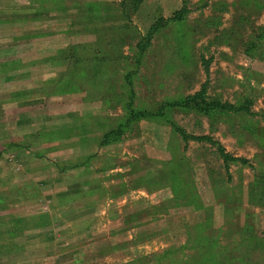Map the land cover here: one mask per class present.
I'll use <instances>...</instances> for the list:
<instances>
[{"label": "rangeland", "instance_id": "1", "mask_svg": "<svg viewBox=\"0 0 264 264\" xmlns=\"http://www.w3.org/2000/svg\"><path fill=\"white\" fill-rule=\"evenodd\" d=\"M66 1V46L77 45L66 82L80 91H42L38 128L21 141L0 120L1 255L14 257L7 243L25 239L38 253L31 264H50L45 225L60 255L61 228L95 220L101 232L88 240L115 243L99 256L118 264H264V0ZM183 5L188 13L174 18ZM17 80L18 101L46 90ZM203 83L204 101L189 99ZM174 126L248 161L227 173L217 145L183 149ZM20 149L36 157V186L17 183L20 154L8 151ZM27 197L32 215L19 222Z\"/></svg>", "mask_w": 264, "mask_h": 264}, {"label": "crops", "instance_id": "2", "mask_svg": "<svg viewBox=\"0 0 264 264\" xmlns=\"http://www.w3.org/2000/svg\"><path fill=\"white\" fill-rule=\"evenodd\" d=\"M57 8L59 16L54 15L56 14L54 10ZM67 14L68 2L66 0H0V120L4 123L2 126L12 133L13 141H21L36 131L39 120L36 108L41 105L38 103L41 100L40 97L43 96L42 91L44 93V89L40 90L38 87L49 90L54 88L63 72L65 65L62 62H56L54 57H58L62 48L68 46L66 44H68L70 21ZM37 54L40 57V63L33 66L31 59ZM20 78H23L26 84H33L32 87L38 88L35 97L18 101L16 91L19 90L21 80L17 79ZM5 80L9 83L12 82L13 85L6 86ZM18 94L20 93L18 92ZM11 95L13 96L11 97ZM13 106L15 111L21 106V112L10 114L8 110ZM29 108L31 111L28 110ZM41 114L44 115V113ZM45 117L43 120L46 121ZM24 149L8 151L10 155L20 154L19 157H14L21 169L17 183L36 186V174L32 172L33 176H31V169L36 171V168H33V165L36 164V157ZM34 198L27 197L24 199L29 201V207H23L24 210L22 211L21 206H19V209L15 210L16 220L21 222L24 218L32 215L31 201L35 200ZM78 212L81 210L76 211V213ZM82 212L84 213V211ZM16 220L12 227L14 224L16 227L19 224ZM94 221L91 220V224H87L83 220L84 223L77 222L71 226H60V228L62 227L60 233L63 234L61 243L64 244L63 247L65 248V253L60 255L49 249L55 246L53 240L47 239V235L53 236V224L50 222L49 226L45 225V229L50 228V230H46L44 236V245L48 250L44 251L45 255L41 257L50 264H118L115 259L107 260L108 257L102 259L99 256L102 249L114 248L115 243L109 241L101 245L100 243L97 244L94 239L88 240L87 234L97 235L101 232L100 227L95 229ZM0 224H3L2 221ZM29 230H31L30 227L25 228L22 232L27 235ZM10 232L13 233V231ZM28 242L29 240L23 239L14 243L13 246L11 243H7L6 247L10 246L8 249L11 250L10 253L14 254V257L7 258L0 253L2 257L0 261L4 262L5 260V264H31L37 261L38 253L36 250L33 251L36 246H31ZM0 244L1 249H4V242H0ZM22 247L24 249L26 247L29 251L21 250ZM88 249L92 252H89ZM65 255L67 258L63 260ZM47 259L49 260L47 261ZM122 262L119 264H130L131 259H125Z\"/></svg>", "mask_w": 264, "mask_h": 264}, {"label": "trees", "instance_id": "3", "mask_svg": "<svg viewBox=\"0 0 264 264\" xmlns=\"http://www.w3.org/2000/svg\"><path fill=\"white\" fill-rule=\"evenodd\" d=\"M189 9L183 5V7L176 11L174 13V18L176 19H180V18H183L187 13H188ZM80 20V19H79ZM77 20V21H79ZM151 29V28H150ZM150 31V30H149ZM150 34V32L147 33V36ZM149 37V36H148ZM76 47L77 45H72V46H68L66 47V49L64 50H61L58 54V57L60 62H62V64H66V69L65 71L62 72L61 76L59 77L58 81L56 82V86L52 89H46L44 90V93L45 95H57V94H61V93H71V92H74V91H80V90H72V89H69L68 86H67V77H68V68H69V64H68V59L70 58V55L69 53H71V56H75V50H76ZM137 47L139 49H142L144 47V43L143 41H140L138 44H137ZM207 64L208 62H206V65L204 66V72L207 73ZM65 85L66 88H62L61 85ZM205 84L206 83H203L202 84V88L200 91H198L197 93H195L193 96H190L189 99H191L192 101L197 99L198 97H200V100L201 101H204L202 97L203 93L205 92ZM61 90V91H59ZM88 99V100H87ZM86 100L87 101H90V98H87L86 97ZM211 105L215 106V107H223L224 109L226 110H231V111H240V110H244L246 111L247 113L249 114H253V112H250L249 108L247 106H239V107H236L232 104H229V103H218V102H212L210 103ZM175 127V126H174ZM175 132L178 133V135L180 136L181 140L183 141L184 145H183V149H185L187 147V144L190 140H193V141H197V142H207L209 144H212V145H217V153L219 155V158L221 159L222 163H223V166L226 170V172L228 173V170H229V164L230 163H233V162H240L241 164H246L247 163V159L246 158H243V157H238V156H234L232 155L231 153H229L228 151H226L223 146H221L220 144H218L211 136L209 135H193V134H188L186 133L183 129H180L179 127H175L174 128ZM107 136V135H105ZM104 136V137H105ZM79 165H84L86 164V162H83V163H78ZM77 164V165H78ZM78 165V166H79Z\"/></svg>", "mask_w": 264, "mask_h": 264}]
</instances>
